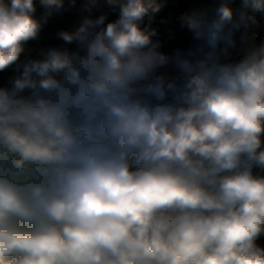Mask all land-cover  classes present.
<instances>
[{"label": "clouds", "instance_id": "1", "mask_svg": "<svg viewBox=\"0 0 264 264\" xmlns=\"http://www.w3.org/2000/svg\"><path fill=\"white\" fill-rule=\"evenodd\" d=\"M38 2L0 0V72H19L0 87V264H264V43L218 54L264 0L182 16L201 43L175 78L141 27L158 0H106L117 19L58 33L78 50L21 63L65 4Z\"/></svg>", "mask_w": 264, "mask_h": 264}, {"label": "rangeland", "instance_id": "2", "mask_svg": "<svg viewBox=\"0 0 264 264\" xmlns=\"http://www.w3.org/2000/svg\"><path fill=\"white\" fill-rule=\"evenodd\" d=\"M172 1L176 3L175 7L178 6L177 12L180 13L181 17L184 16L185 14H190L194 11H202V9L205 7H207V9L210 10V7L204 4L205 2L204 0H183L180 2H177V0H172ZM158 2L162 4L161 9H166V6L170 4L169 0H158ZM85 3L86 0H76L75 5L73 6L71 5L70 0H65L64 9L59 13H53V15L48 18L47 23L43 25L42 34L37 39H35V41L38 42V45H40L42 41V44L46 46L45 52L50 48L68 49L69 51L78 50L79 46L75 42L71 44L65 43L63 40H61L58 37V33L62 30L74 31L79 26V24L81 23L82 19L85 16H89L95 19L99 15L107 13L108 19L106 23L111 22L118 18V12L112 11V9L106 3V0H99L98 7L94 8L90 13L84 9ZM203 4L204 7H202ZM230 4H234V1L229 0V6ZM240 6H242V0H238V7ZM36 8L37 11L35 15L42 17L44 9L39 5L38 0H36ZM173 9L174 7L172 8V10ZM162 13L164 12H158L155 14L154 18L152 19L153 22L151 23V29H155L156 32L163 38L165 55L171 57V55L173 54V47L169 39L170 38L169 29L166 27L159 29L157 27V22L159 23V21H161V18L159 16ZM208 15L211 16L212 14L208 12ZM233 39L234 41H236L235 34L233 36ZM234 48H229L226 53L228 63L234 61L233 58ZM218 54L219 56L221 55L220 48L218 49ZM43 56L44 54L39 55L38 53L34 52L32 54V59H43Z\"/></svg>", "mask_w": 264, "mask_h": 264}, {"label": "built area", "instance_id": "3", "mask_svg": "<svg viewBox=\"0 0 264 264\" xmlns=\"http://www.w3.org/2000/svg\"><path fill=\"white\" fill-rule=\"evenodd\" d=\"M210 1V0H207ZM219 6V5H218ZM217 6V7H218ZM242 6L232 8L234 11V18L238 19L239 12L241 11ZM205 11V10H204ZM37 18H40L39 16L35 15ZM256 20L257 24L250 26L248 29H244L241 27L239 30L235 31V48L233 53V62H238L240 59L243 58V56L246 53V50L248 47L252 45L259 46L261 43H264V14L257 13L256 14ZM162 26H167L170 30V42L173 47V54L170 57V63L168 65H165L162 69L161 73L159 75H165L168 78H175L179 75V70L175 67V64L171 61V58H173L177 51L179 50L182 54H186L189 49H194L196 46H198L201 41H197L193 37V33L182 24L180 25H173L171 18H168L165 21H161L158 23V27L161 28ZM43 32L42 30L39 33V36ZM224 44L222 43L219 48L221 50L220 55V62L221 63H228L227 54L223 52ZM21 63L26 62L30 59V55L25 51L21 55ZM15 74L16 76L19 75V72L14 70L8 69L6 71H3L0 75V87L9 85L11 87V76L12 74ZM28 90H25L22 95H28ZM254 174L258 173L261 175H264V172H262L260 169H254ZM257 243L264 247V235H262Z\"/></svg>", "mask_w": 264, "mask_h": 264}, {"label": "crops", "instance_id": "4", "mask_svg": "<svg viewBox=\"0 0 264 264\" xmlns=\"http://www.w3.org/2000/svg\"><path fill=\"white\" fill-rule=\"evenodd\" d=\"M169 1H170V4L166 6V9H161L159 11V12H164V13L160 14V16H159L161 18V21H165L168 18H171V21L173 24H175V25L182 24L181 15L179 12H177L178 6L175 7L176 3H174V1H172V0H169ZM180 1H183V0H177V2H180ZM204 1H205L204 4H206V0H204ZM233 1H234V4H230V7L231 8L238 7V0H233ZM220 3H221V0H212L211 2L209 1V4H210L209 6L211 7L212 10H215ZM204 4L202 7H204ZM173 7H174V9L172 10ZM144 20H149V19H148V17H145ZM161 21H159V22H161ZM150 22L152 23L153 21L151 20ZM163 27L168 28L167 26H162L161 28H163ZM161 28H159V29H161ZM169 32H170V30H169ZM25 47H26V52L30 55V59H32V54L34 52L38 53L39 55L40 54L43 55L45 53V49H46V46L42 44V41H41L40 45H38V42H36L35 40L29 41ZM14 68L15 67L9 68V69L14 70ZM1 73L2 72H0V75H1ZM15 76L16 75L13 73L11 76V79L14 78ZM3 87L10 88L9 85L3 86Z\"/></svg>", "mask_w": 264, "mask_h": 264}, {"label": "water", "instance_id": "5", "mask_svg": "<svg viewBox=\"0 0 264 264\" xmlns=\"http://www.w3.org/2000/svg\"><path fill=\"white\" fill-rule=\"evenodd\" d=\"M152 39H153V42H158L159 43L158 51H160L161 53L165 54L163 38L157 33V35L154 36ZM163 68H164V66L161 67V68H159L157 70V73L156 74L159 75L161 73V71H162Z\"/></svg>", "mask_w": 264, "mask_h": 264}, {"label": "trees", "instance_id": "6", "mask_svg": "<svg viewBox=\"0 0 264 264\" xmlns=\"http://www.w3.org/2000/svg\"><path fill=\"white\" fill-rule=\"evenodd\" d=\"M212 0H210V2H211ZM206 5H208V7H210L209 5V1H206ZM206 11L207 13L208 12H210L212 15L214 14V11L211 9V7H210V10H208L207 9V7H205V8H203L202 9V11ZM173 25H175V24H173ZM145 26H148V27H150L151 28V22L149 21V20H144V22H143V24L141 25V27H145ZM157 27H158V23H157ZM159 28V27H158ZM190 50V49H189ZM188 50V51H189Z\"/></svg>", "mask_w": 264, "mask_h": 264}]
</instances>
